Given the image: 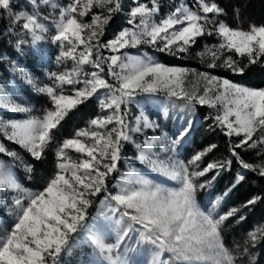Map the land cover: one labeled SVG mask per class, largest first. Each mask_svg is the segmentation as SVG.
Masks as SVG:
<instances>
[{"label": "snow or ice", "instance_id": "1", "mask_svg": "<svg viewBox=\"0 0 264 264\" xmlns=\"http://www.w3.org/2000/svg\"><path fill=\"white\" fill-rule=\"evenodd\" d=\"M49 3L50 0H30L33 11L29 13L16 11L20 5H14L12 0H0V22L6 15L10 25L31 37L33 45L54 27L51 42L60 48L56 61L74 63L71 72L52 74L57 82L55 87H36L30 75L18 69L37 92L47 94L52 108L42 117L7 121L0 118L4 139L19 145L34 160H40L53 139L54 130L70 110L97 97L102 114L91 119L88 128L62 141L55 152L56 172L40 191L28 192L12 171L0 164V190H5L7 195L26 193L22 198L12 197L15 219L10 229L0 234V264H57L58 257L88 229V209L93 198L101 194L104 200L100 203L107 205L118 229L114 244L106 243L102 235L89 230V241L103 258L101 264H132L119 252L131 231L138 232L144 243L157 249L152 264H236L239 257L225 246L221 226L241 209L232 208L217 217L213 210L223 197H217L208 210L197 201V190L211 184V181L197 183V178L213 170H217L218 175V170H223L225 165L211 162L201 170H189V165L198 166L215 145L193 155L187 164L172 156L160 159L158 153H153L152 146L158 142V137L135 145L138 151L135 158L152 172L174 181L175 186L156 182L134 169L121 175L113 188L109 187V179L120 171L122 148L133 142L131 133L159 127L145 115L136 118L135 127L127 122V106L138 94H164L174 106L186 109L197 105L216 109L211 117L213 126L229 139L238 138L230 149L236 163L264 178V161L259 165L246 162L238 151L264 147V87L243 86L209 72L168 66L147 54L132 55L127 51L147 45L160 53L182 56L189 53L199 38L215 35L219 44L205 46L197 56L210 58L206 64L209 69L219 67L234 76H242L254 65L264 66V26L251 25L248 30H241L223 21L216 23L223 9L215 0H195V11L181 3L157 22L154 16L159 11L158 0H151V6L132 0L134 6L128 10L127 19L130 27L122 28L105 41V28L122 10L121 0H70L66 7H60L59 18H53L51 25H46L35 10ZM51 7L55 9L57 5L51 4ZM93 8L105 9L107 14L92 13L90 22H85L83 18ZM234 14L240 15L239 6ZM43 19L47 21L49 17ZM210 25L215 27L210 28ZM84 65H91L94 71L81 76ZM190 75L196 79L189 81ZM77 84L83 87H75ZM64 85H72L74 94H63ZM100 90H104L103 94ZM0 110L31 111L3 90H0ZM164 115L167 117V109ZM193 123L186 120L173 131L171 144L161 151L175 153L187 140ZM69 149L79 156H70ZM0 154L20 159L19 153L8 150L3 142H0ZM227 163L230 166L232 161ZM25 171L31 173V165H25ZM244 178L237 174V182ZM260 199L264 197H253L243 207L252 206ZM3 203L7 204V200ZM262 238L264 230L249 233L243 256L249 258L250 264H255V259L249 253L248 243L254 247ZM165 252L170 256L162 260L161 254Z\"/></svg>", "mask_w": 264, "mask_h": 264}, {"label": "rangeland", "instance_id": "2", "mask_svg": "<svg viewBox=\"0 0 264 264\" xmlns=\"http://www.w3.org/2000/svg\"><path fill=\"white\" fill-rule=\"evenodd\" d=\"M184 1L186 0H180L178 7L181 3H185ZM69 2L70 0H50L49 5L41 4L39 9H36L35 11L39 13L42 23H45L46 25H51L53 18H59L60 7H66ZM168 2L171 4L173 1L168 0ZM12 3L14 5H20V7L16 9V11H27L29 13L33 11V8L30 4V0H12ZM26 4L28 5L27 8L24 7ZM51 4H56L57 7L53 9L51 7ZM125 4L126 6H128V10L132 6H134L131 1H126ZM148 4L149 6H151V3ZM99 12H104V14H107L105 9L93 8L89 15L84 17L83 20L85 22H90L91 14ZM170 12L165 11L164 13H161L160 11H158V13L154 16V19L159 22L161 18L166 17ZM45 16L49 17L47 21L43 19V17ZM22 22L23 21H21V23ZM124 27H130V25L126 24L122 26L119 30ZM10 30L11 36L8 39V45L11 48V53L2 54V58L5 60V64L3 67L4 69L0 71V90H3L6 93L10 94L16 102L20 103L22 106L29 108L31 111L30 113H13L8 110H0V118H3L5 121H7L9 119L22 120L28 118L29 116L42 117L46 110L52 108V104L43 108L41 106L36 105V103H33V101H35V96H38V94L45 93L37 92L33 85L28 83L27 78L22 75L21 72L18 71V69H23L24 72L28 73L31 79L35 82L36 87H44L46 85L55 87L57 82L54 81L52 74L71 72L74 67V63L71 60L59 63L56 61V57L57 55H59L60 48L57 44H53L51 42V36L55 34L54 27H50L49 32L45 34V38L37 42V44L35 45L32 44L31 37L25 36L24 33L21 31H17L15 25H10ZM119 30H117L109 38L103 37V40L107 41L108 39L113 38V36ZM21 41L26 42L21 44ZM219 42L220 40L216 42V45L219 44ZM18 44L20 45L19 47ZM127 51L132 55L147 54L153 59L168 66L186 67L182 64H174L163 61L161 59L162 53L156 51L155 49L149 48L147 45H142L139 49H127ZM188 69L194 72H208L205 70L198 71L195 68ZM91 71H94L91 65H84L81 76L83 75V73ZM195 79L196 77H193L191 75L188 77L189 81ZM239 84L253 88L264 87H256L242 83ZM75 87H83V85L77 84L75 85ZM57 91L59 94V89H57ZM100 91L101 94H103L104 90ZM63 94L73 95V86L64 85ZM81 105L85 107L86 111L84 113L80 125L76 126L71 131L70 135L64 137L62 141L66 138H73L78 130L88 128L89 121L95 118L96 116L102 114L97 97L90 98L89 101ZM165 109H167L168 112L167 117L164 115ZM81 111L82 110H70L65 119L62 121L59 128H61L65 124H73L75 117L79 114H82ZM127 111L128 115L126 119L131 127L136 126V118L141 115L147 116L152 121L156 122L159 127L156 129L142 128V131L140 132L131 133L133 142L126 143L122 148L120 171L115 174V177L109 179V187L113 188L117 184L119 177L121 175L126 174L129 169H134L135 172L144 174L152 178L156 182L164 183L168 186H175L174 181L168 180L167 178L152 172L147 165L141 163L135 158L138 155V151L135 145H143V142L146 139L150 140L158 137V142L152 146L153 153H158L160 159H167L169 156H172L173 159L182 161L183 163L187 164L193 155L200 152V150L197 149L191 152L190 154L186 155L182 151L183 144L190 141L192 132H190L187 140L182 144L181 147L176 150L175 153H173L171 150L165 153L161 151V149L164 148L166 145L171 144L172 132L177 130L181 125H183L186 120L196 122L195 124L197 125L199 124V133L200 128L205 127L201 126L200 120L195 118L194 108L186 109L182 108L180 105L174 106L173 103L170 102L164 94L152 96H148L146 94H138L127 106ZM0 142H3L8 150L17 151L20 155V159L13 160L6 154H0V164H4L6 167H8L12 171L13 175L18 179V181L22 183V186L28 190V192H36L42 190L44 186L42 188H32L24 183L23 179L25 175L28 174L25 171V165H29V161L31 158L30 154L27 153L25 150L21 149L19 145L13 144L5 140L2 129H0ZM67 151L68 154L74 158L79 156V154L75 153V151L72 149H69ZM205 166L200 167L199 164L198 166L189 165V170H201ZM55 172L56 167L50 175L49 179L52 178ZM205 176L197 178V183H204ZM197 192H201L200 197L197 198L198 203L202 207H204L205 210L211 209L212 202L216 201L218 195L211 194L206 189H198ZM25 195L26 193L17 194L14 192L10 195H7L5 194V190H0V234H3L6 229H10L11 223L15 219L16 210L15 207L12 206V197L18 196L22 198ZM93 199L94 202L92 206L88 209V229L82 231L77 237L76 241L72 244L71 248L65 253H63L60 257H58L57 264H101L103 258L99 255L98 250H96L90 243L88 238L89 230L94 231L96 234L102 235L105 239V242L108 244H114L116 242L118 231L117 226L114 224L113 220L110 217L107 205L100 203L101 200H104V195L101 194L98 198ZM4 200H7V204L3 203ZM224 208L226 207H223L219 202L216 208L213 210V214L218 217L219 215L225 214L228 210L235 207L230 206L226 209ZM225 246L230 250V252L233 253L235 257H239V259L236 260V264H249V258L243 256V248L245 246L244 243H234L233 241L231 245ZM156 251L157 249L153 245L144 243L141 237L139 236L138 232L136 231L129 232L127 238L122 242L119 249L120 254L125 256L130 262H132V264H152L153 255ZM169 256L170 254L167 252L162 253L161 259H168Z\"/></svg>", "mask_w": 264, "mask_h": 264}, {"label": "trees", "instance_id": "3", "mask_svg": "<svg viewBox=\"0 0 264 264\" xmlns=\"http://www.w3.org/2000/svg\"><path fill=\"white\" fill-rule=\"evenodd\" d=\"M132 0H121L122 10L116 13L109 25L105 28V35L103 37H111L117 30L127 24L128 19V6L125 2ZM170 4L168 0H158V8L161 13L165 11H172L178 7L180 0H172ZM139 2L151 3V0H139ZM193 10L195 0L184 1ZM212 2V0H208ZM221 9L223 14L216 18V23L223 21L233 28H239L248 30L251 25L264 26V0H215ZM174 5V6H172ZM237 6L240 8V15L236 16L234 13ZM173 8V9H172ZM212 15V14H210ZM210 28H214L215 25H210ZM11 36L10 24L8 23L7 16L5 15L0 22V71L4 68L5 60L2 58V54L11 53V48L8 45V39ZM219 38L215 35L209 37L204 36L198 39L197 44L192 47L189 53L182 56H174L169 54H161V59L168 63L182 64L188 68H195L196 70H205L209 73L229 78L233 81L261 87L264 86V66L261 64L254 65L250 70L242 76H234L231 72L223 68L209 69L206 64L210 62L209 57L201 58L197 56L198 52H202L207 47H213ZM235 58V57H234ZM36 105L45 108L52 104L47 94H38L35 96ZM75 110H82V114L75 117L73 124H65L61 128L54 130L53 139L48 144L44 151V155L40 160H34L30 158L29 165L32 167V172L28 173L24 177V183L32 188H42L49 180L50 175L56 167L55 152L64 137L69 136L71 131L78 125H80L85 113V107L83 105L77 106ZM195 118L200 120L201 127L199 133V124L194 122L192 127V136L190 141L186 142L182 146L184 154L188 155L194 150L204 151L212 145H215L211 151H209L199 162L200 167L211 163V161L217 163H223L225 166L223 170H217L209 172L205 176V182L211 181L209 187L205 189L211 194H217L218 197H223L220 204L223 207L233 206L240 208L241 211L235 216L226 220L221 228V235L225 245H231L234 241L245 244L249 240V233L257 230H264V199H260L252 206L243 207L249 199L253 197H264V178H261L257 172L248 171L242 169L235 158L231 155V147L238 142V138L232 137L229 139L221 133L219 128L213 126V117L216 114V109L209 108L208 106L194 107ZM40 115V114H39ZM199 138V140H198ZM259 138V133H257ZM242 158L249 163L259 165L264 161V147H258L254 149H240L238 150ZM232 163L229 166L228 161ZM242 174L245 178L243 181L237 182V174ZM215 176V180L213 177ZM201 192H197V198L200 197ZM227 193L225 196L224 194ZM224 208V209H226ZM244 217V219H240ZM259 235V232L257 233ZM249 253L255 259V264H264V238L258 240L254 247L251 243H248ZM250 264V260H249Z\"/></svg>", "mask_w": 264, "mask_h": 264}]
</instances>
